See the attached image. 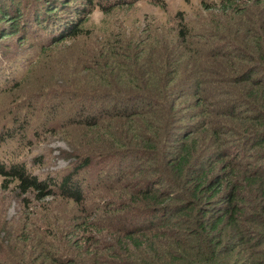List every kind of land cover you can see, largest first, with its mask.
<instances>
[{"label":"trees","instance_id":"16d2710c","mask_svg":"<svg viewBox=\"0 0 264 264\" xmlns=\"http://www.w3.org/2000/svg\"><path fill=\"white\" fill-rule=\"evenodd\" d=\"M213 12L199 31L177 14L140 47L110 44L102 93L43 102L42 121L73 133L65 172L40 181L0 163L23 194L72 209L43 219L39 264H264V0ZM23 120L5 144L27 136Z\"/></svg>","mask_w":264,"mask_h":264},{"label":"rangeland","instance_id":"374dc122","mask_svg":"<svg viewBox=\"0 0 264 264\" xmlns=\"http://www.w3.org/2000/svg\"><path fill=\"white\" fill-rule=\"evenodd\" d=\"M220 1L164 0L161 5L160 0H0V10L9 14L2 19L0 13V163L24 164L40 181L65 172L75 162L68 142L73 133L65 131L64 122H43V102L59 95L67 103L90 88L102 93L97 64L103 49L123 42L140 47L152 35L174 31L177 14L199 31ZM78 19L81 30L73 36L68 29ZM17 118L28 125L27 136L21 140L18 133V141L5 144L11 132L17 133ZM48 128L50 134L43 132ZM91 173L90 182L95 178ZM16 184L0 177V264H39L38 247L46 234L43 219L57 227L70 219L72 209L58 198L23 194Z\"/></svg>","mask_w":264,"mask_h":264}]
</instances>
